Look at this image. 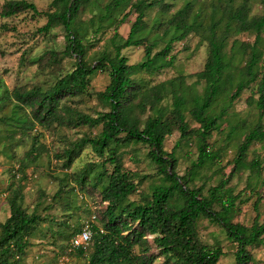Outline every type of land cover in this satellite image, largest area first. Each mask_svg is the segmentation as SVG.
Segmentation results:
<instances>
[{
  "label": "trees",
  "instance_id": "trees-1",
  "mask_svg": "<svg viewBox=\"0 0 264 264\" xmlns=\"http://www.w3.org/2000/svg\"><path fill=\"white\" fill-rule=\"evenodd\" d=\"M195 2L183 0L170 17L161 22L166 40L157 51H153L154 44L148 38L155 26L148 27L144 17L146 9L156 5L163 11L169 10L172 4L165 0H107L103 5L97 0H51L44 11L29 0H4L1 6L2 18L25 12L44 17L45 23L36 30L37 34L62 29L65 46L61 53L75 58L73 68L57 76L45 89L37 83L16 86L10 93L5 88L0 91V110L10 105L8 113L0 116V122H4L9 131V145H18L36 126L49 130L100 127L95 135L68 141L55 155L62 159L63 168L68 169L83 149L90 147L96 156L105 157L102 163L112 167L110 173L98 172L92 179L90 164L73 178L81 187L89 181L98 188L100 201L105 203L100 211V225L88 226L92 232L90 243L76 248L77 253L86 258L85 264H152L160 256L165 264H218L224 251L220 245L202 240L198 230L201 219L219 225L227 239L235 244V264L252 262L248 247L264 242V219L259 211L261 196L253 202L252 223L244 225L234 222L233 218L239 211L237 201L241 203L247 199L242 200L241 194H233L227 186L232 177L242 171H249L255 177L261 172V159L256 155L248 160V152L255 143L264 145V14H250V0H214L209 4V22L204 25L200 11L194 8ZM91 6L99 11L98 23H94V16L89 19L93 36L104 30L105 18L114 15L120 7L129 6L128 13L134 9L137 13L126 37L115 28L110 38L112 50H102L89 60L87 47L91 44L84 42L76 19L81 10ZM128 13L115 20L116 26L124 23ZM190 33L199 36L207 45L204 67L194 74L193 86L186 85L181 77L142 88L133 76L143 71L159 73L172 66L175 60L173 44ZM242 33L253 34V40H239L237 36ZM231 36L234 38L228 53L226 47ZM132 46H143L144 57L140 62L129 64L122 50ZM59 53L47 50L32 62L46 61L52 66L59 60ZM98 72H108L109 82L104 90L92 92L90 80ZM200 81H203L202 93L195 90ZM251 84L256 85L257 96L251 94L248 103L257 109V122L247 129L238 131L234 125L228 130L227 142L239 137L234 156L228 162L231 168L204 193L202 186L194 184L199 168L220 163L221 147L213 149L211 135L219 130L220 120ZM82 95H95L104 109L93 116L67 104L68 99ZM167 95L171 96V103L161 105ZM188 118L196 126L191 127ZM174 129L179 131V137L173 149L167 151L164 141ZM190 138L195 142L196 158L185 173L179 175L175 150L183 140ZM131 143L148 147L147 158L161 178V183L151 192L139 195L140 203H128L127 198L136 193L147 176L124 170L123 153L119 150ZM42 149L39 136L32 135L30 149L20 159L21 179L25 177L29 160H36ZM67 186V181H61L60 189L53 195L55 201L62 199L60 194ZM23 200L21 184L10 188L7 196L9 216L0 224V264H19L26 255L30 235L45 220L35 210L28 213ZM61 206L67 214L70 200ZM57 225L65 228L58 230V236L66 239L71 240L81 231V227L70 230L66 220L58 221Z\"/></svg>",
  "mask_w": 264,
  "mask_h": 264
},
{
  "label": "rangeland",
  "instance_id": "rangeland-1",
  "mask_svg": "<svg viewBox=\"0 0 264 264\" xmlns=\"http://www.w3.org/2000/svg\"><path fill=\"white\" fill-rule=\"evenodd\" d=\"M37 8L44 11L51 0H29ZM107 0H97V3L103 5ZM135 0H132L134 2ZM214 0H196L194 8L200 11V17L203 24L209 22V12L211 11L210 2ZM4 0H0V9ZM172 4V7L163 11L158 5L146 9L144 20L148 27L155 26L148 33V38L154 44L153 51L161 49L165 44L163 35L164 22L173 12L183 4V0H165ZM250 14H264L263 0H250ZM129 6H122L114 15L108 16L104 20V30L97 36H93V29L89 25V19L94 16V23L99 13L95 6L85 7L79 13L76 24L80 34L84 37V42L90 45L87 47V57L89 60L96 53L102 50H112L110 38L115 28L121 36L126 37L131 24L133 23L136 11H130ZM124 13H128L124 23L116 26V19ZM219 13V11L217 12ZM45 23L44 17L35 16L31 12L18 14L10 18L0 17V85L1 90L7 89L10 93L16 86H30L40 84L42 88H47L56 79L57 76L70 71L75 62L74 56H64L61 52L64 49V33L62 29L55 28L50 33L41 35L36 30ZM4 25V27H2ZM264 40V33L262 34ZM164 37V38H163ZM253 34L242 33L237 36L239 40L252 41ZM231 36L227 43L226 51L229 53ZM87 45V46H88ZM47 50H56L58 59L52 66L46 61L34 63L33 59L44 54ZM122 54L127 57L129 64L137 63L143 60V46H132L122 50ZM172 54L175 60L172 66L163 69L159 73L148 74L145 71L135 74L133 77L142 88H148L158 82L171 78L185 79V84L192 87L196 79L194 74L203 69L207 56V45L199 36L190 33L184 40L175 42L172 48ZM239 56L236 55V58ZM239 64L238 61H236ZM40 64V65H39ZM243 63H241L242 65ZM264 68V67H263ZM109 82L108 72H98L90 80V90L92 92L102 91ZM203 81L195 85V90L202 93ZM256 85L251 84L244 89L240 97L229 108L224 119H221L218 131H214L210 141L213 143V149L221 147L219 164H208L199 168L194 179L195 186H202L206 193L208 187L216 185L220 178L228 174L231 165L229 161L234 156L236 144L239 137H234L228 142L226 135L228 130L236 125L238 131L247 129L256 124L258 119L257 109L253 104L248 103V97L255 94ZM170 95H167L161 102V105L171 103ZM67 104L79 109L87 114L96 115L97 112L104 109V105L93 96H78L68 99ZM10 105L0 110V116L8 113ZM148 114V111L141 116L142 119ZM189 120L191 127L196 124ZM9 121H11L9 119ZM100 127L88 128H55L44 129L36 126L35 129L25 135L18 145L10 146L8 142V128L4 122H0V224L9 216V206L7 196L10 188L18 184L23 187V206L28 213L34 210L45 217V220L36 226V230L29 237V245L26 249V255L19 264H85L86 258L77 253L73 248L70 239L64 236H58V230L65 228L57 225L58 221L66 220L69 223L70 230L74 227L84 228L90 224L100 225L101 213L105 203L100 201L99 189L92 186L87 181L84 186L75 183L74 177L77 172L88 168L90 164V175L93 179L98 172L110 173L112 167L108 163H102L105 157L100 158L94 154L90 147H86L81 152L80 157L75 159L68 169L63 168V161L56 157L68 141H75L83 135H95ZM37 134L39 143L44 147L39 157L32 161L29 160L28 166L24 170V179H21V172L18 171L20 159L30 149L31 136ZM18 136V134H17ZM179 137V131L174 129L172 134L168 135L164 141V148L167 151L173 149L175 141ZM123 153L122 163L124 170L135 172L138 175H146L147 179L143 181L136 193L129 195L128 203L142 202L140 194L149 193L151 189L161 183V178L156 172L155 165L147 158L148 147L144 144L131 143L119 147ZM175 155L178 159L176 171L183 175L191 162L196 158V147L193 138L183 140L176 148ZM256 155L261 159V172L259 177L249 174V171H242L235 174L227 186L232 189L233 194H241L242 200L237 201L239 211L235 214L233 221L244 225L252 223L255 212L253 202L260 197L259 211L261 219H264V145L260 143L253 144L248 152V160ZM221 167V168H220ZM67 181V188H63L60 194L61 200H54L53 195L60 189L61 181ZM71 189V190H70ZM254 190V192H252ZM256 192V193H255ZM70 200V210L67 214L63 213L61 205H65L66 200ZM218 207L216 206V209ZM199 234L205 243L218 244L224 251L218 264H235L234 250L235 244L229 241L221 229L215 223L207 219H201L198 226ZM88 249V248H87ZM137 252V248H134ZM253 256V261L249 264H264V242L255 247H248ZM88 252V250H87ZM152 264H165L162 256L155 259ZM172 264V263H168Z\"/></svg>",
  "mask_w": 264,
  "mask_h": 264
},
{
  "label": "built area",
  "instance_id": "built-area-1",
  "mask_svg": "<svg viewBox=\"0 0 264 264\" xmlns=\"http://www.w3.org/2000/svg\"><path fill=\"white\" fill-rule=\"evenodd\" d=\"M91 237H92V232L90 227L85 226L79 233L75 234L71 238L70 240L71 246L73 248L87 246L91 241Z\"/></svg>",
  "mask_w": 264,
  "mask_h": 264
}]
</instances>
